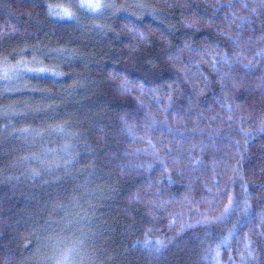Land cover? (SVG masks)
I'll return each mask as SVG.
<instances>
[{
  "label": "trees",
  "instance_id": "trees-1",
  "mask_svg": "<svg viewBox=\"0 0 264 264\" xmlns=\"http://www.w3.org/2000/svg\"><path fill=\"white\" fill-rule=\"evenodd\" d=\"M107 2L0 0V62L48 70L0 79V264H264V0Z\"/></svg>",
  "mask_w": 264,
  "mask_h": 264
},
{
  "label": "snow or ice",
  "instance_id": "snow-or-ice-1",
  "mask_svg": "<svg viewBox=\"0 0 264 264\" xmlns=\"http://www.w3.org/2000/svg\"><path fill=\"white\" fill-rule=\"evenodd\" d=\"M246 7V5H244ZM73 7L79 9V10H84L87 13L90 14H94V15H103L104 10L105 9H113L115 7L114 4L107 2V0H79L78 4H69L68 6H63V5H51L49 4L47 6V11H48V15L50 17H55L56 19L59 20H75L76 14L71 10ZM137 8H143L144 5L143 4H137L136 5ZM126 10L125 8H120L117 9V11H124ZM137 19H139V17H137ZM133 31H135V29H133ZM136 35L143 40L144 39V33L143 32H136ZM222 59L226 58V57H221ZM215 62H213V66H214ZM48 70L46 68H32L27 66V64L24 61H20L18 63H16L15 65L9 64L8 63V59L5 58L2 62H0V79L3 80H12L16 77L21 76L24 73H43V72H47ZM52 75H57L56 72H53ZM116 75H119L118 73ZM133 81H130L127 77H122L121 78V82H120V87L122 90L124 91H131L132 87H133ZM141 91H143L144 85L143 84H138L137 85ZM154 94L157 93L156 89H152L151 90ZM168 100H171V93H169L168 95ZM159 101V96H157V102ZM155 122L153 121V124ZM146 129L151 127L150 125H145L144 126ZM56 131L59 132H64V128L63 127H59L57 129H54ZM27 131V130H25ZM128 135L131 139L132 142H136L137 139L140 140H144L143 137H137L136 135V131L134 128L129 127L128 128ZM147 144V148L144 149V151L148 152L151 151V154L156 157L157 159H159V154L155 148V146L152 144L151 140H145L144 141ZM70 145L66 144L65 145V151L67 152L70 149ZM32 160H37L40 162L42 167H47V163L44 160H41L39 157L33 156L31 157ZM161 164H164L165 162L163 160L160 161ZM57 167L60 166H64V167H70L73 166V159L69 158L67 160L64 161L63 165H60L58 162L56 164ZM151 167V166H150ZM33 174L34 175H39L40 172L37 169H33ZM213 203V201H208V204L211 206V204ZM233 199L232 197H229V205H226L224 208V212L225 213H229L230 207L233 205ZM248 205L247 202H245V211H247ZM223 219V216H218V217H209L207 215H202L201 219L197 220L196 223L198 225H209L215 222H218L220 220ZM170 227L172 226L171 223L169 225ZM188 227H191V225H188ZM236 225H233V229L232 231L234 232L236 230ZM229 236L232 235V232H229L228 234ZM148 241H145V244H147ZM228 243V237H225L223 241L218 242L216 247L212 250V262L213 264H220V249L221 247H225L227 246ZM155 245H156V250H159L160 247H163V241L160 239H157L155 241ZM245 249L248 250V256L252 257L253 256V252L250 248V243H246L245 244ZM241 258L243 259V254H241ZM67 259V257H66ZM231 259V257H230ZM56 264H58V262H56Z\"/></svg>",
  "mask_w": 264,
  "mask_h": 264
},
{
  "label": "clouds",
  "instance_id": "clouds-1",
  "mask_svg": "<svg viewBox=\"0 0 264 264\" xmlns=\"http://www.w3.org/2000/svg\"><path fill=\"white\" fill-rule=\"evenodd\" d=\"M51 259L53 264H84L86 257L79 252L75 238H61L52 249Z\"/></svg>",
  "mask_w": 264,
  "mask_h": 264
}]
</instances>
